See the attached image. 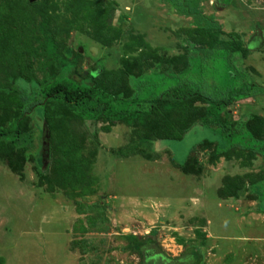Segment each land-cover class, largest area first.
<instances>
[{"label":"rangeland","instance_id":"rangeland-1","mask_svg":"<svg viewBox=\"0 0 264 264\" xmlns=\"http://www.w3.org/2000/svg\"><path fill=\"white\" fill-rule=\"evenodd\" d=\"M2 88L0 264H264V0H0Z\"/></svg>","mask_w":264,"mask_h":264},{"label":"trees","instance_id":"trees-1","mask_svg":"<svg viewBox=\"0 0 264 264\" xmlns=\"http://www.w3.org/2000/svg\"><path fill=\"white\" fill-rule=\"evenodd\" d=\"M45 23L40 24L39 30L44 38V49L47 55L56 58V46L49 34L44 30ZM29 86V85H28ZM14 90V89H13ZM1 92H11L12 89H0ZM13 92V91H12ZM43 100H59L63 104L73 107L84 119L94 120L98 117L108 119L112 122L123 119H132L138 113L130 110L135 101L118 95H112L105 90L77 83L73 80H53L42 86L37 93ZM169 102V101H168ZM224 103V102H222ZM37 105L41 103H36ZM215 105L207 107L211 120L218 123V113ZM17 132V120H14L7 129H0L1 135ZM242 192H240L241 194Z\"/></svg>","mask_w":264,"mask_h":264},{"label":"flooded vegetation","instance_id":"flooded-vegetation-1","mask_svg":"<svg viewBox=\"0 0 264 264\" xmlns=\"http://www.w3.org/2000/svg\"><path fill=\"white\" fill-rule=\"evenodd\" d=\"M161 259H164V258H162V257H160Z\"/></svg>","mask_w":264,"mask_h":264}]
</instances>
